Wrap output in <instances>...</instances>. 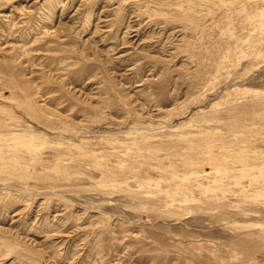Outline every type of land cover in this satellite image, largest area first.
<instances>
[{
    "label": "rangeland",
    "instance_id": "374dc122",
    "mask_svg": "<svg viewBox=\"0 0 264 264\" xmlns=\"http://www.w3.org/2000/svg\"><path fill=\"white\" fill-rule=\"evenodd\" d=\"M0 264H264V0H0Z\"/></svg>",
    "mask_w": 264,
    "mask_h": 264
}]
</instances>
